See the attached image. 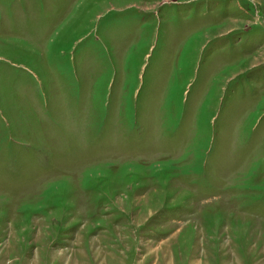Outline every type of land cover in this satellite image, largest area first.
Wrapping results in <instances>:
<instances>
[{
  "label": "rangeland",
  "instance_id": "obj_1",
  "mask_svg": "<svg viewBox=\"0 0 264 264\" xmlns=\"http://www.w3.org/2000/svg\"><path fill=\"white\" fill-rule=\"evenodd\" d=\"M0 264H264V0H0Z\"/></svg>",
  "mask_w": 264,
  "mask_h": 264
}]
</instances>
